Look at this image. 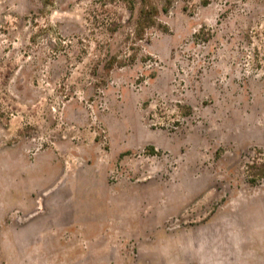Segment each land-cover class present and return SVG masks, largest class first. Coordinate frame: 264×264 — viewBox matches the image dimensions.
I'll use <instances>...</instances> for the list:
<instances>
[{"label": "rangeland", "instance_id": "rangeland-1", "mask_svg": "<svg viewBox=\"0 0 264 264\" xmlns=\"http://www.w3.org/2000/svg\"><path fill=\"white\" fill-rule=\"evenodd\" d=\"M168 6L0 0V264H264V0Z\"/></svg>", "mask_w": 264, "mask_h": 264}, {"label": "trees", "instance_id": "trees-1", "mask_svg": "<svg viewBox=\"0 0 264 264\" xmlns=\"http://www.w3.org/2000/svg\"><path fill=\"white\" fill-rule=\"evenodd\" d=\"M140 8L138 10L134 29H133V38L142 39L145 32L155 25L158 24V15L159 12H167L168 5L170 0H139ZM160 3V4H159ZM129 9L132 10V6H129ZM154 150L151 149L150 153H154ZM264 169V164L260 165ZM258 170V169H257ZM264 171V170H261Z\"/></svg>", "mask_w": 264, "mask_h": 264}]
</instances>
